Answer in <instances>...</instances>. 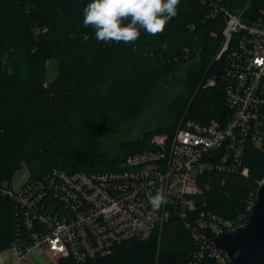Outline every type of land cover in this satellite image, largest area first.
Segmentation results:
<instances>
[{
    "label": "trees",
    "instance_id": "1",
    "mask_svg": "<svg viewBox=\"0 0 264 264\" xmlns=\"http://www.w3.org/2000/svg\"><path fill=\"white\" fill-rule=\"evenodd\" d=\"M248 1L254 10L264 6V0H180L161 35L141 30L135 43L124 44L98 42L95 29L83 25L91 0H0V252L27 235L21 209L2 186H10L21 165L32 180L54 169L116 170L126 156L150 149L154 135L171 137L181 119L219 117L222 92L202 87L219 71L213 57L223 23L211 13L215 6ZM46 59L59 62L72 97L57 98L45 86ZM136 121L137 135L118 139ZM245 161L247 177L203 174L208 210L223 218L245 211L264 173L262 157L251 147ZM193 249L188 231L173 217L148 240L123 243L107 257L58 264H186Z\"/></svg>",
    "mask_w": 264,
    "mask_h": 264
},
{
    "label": "built area",
    "instance_id": "2",
    "mask_svg": "<svg viewBox=\"0 0 264 264\" xmlns=\"http://www.w3.org/2000/svg\"><path fill=\"white\" fill-rule=\"evenodd\" d=\"M251 6L250 1L235 8L219 5L211 13L221 15L223 23L213 57L219 71L202 87L222 92L218 118L183 120L171 137L154 135L150 149L126 156L116 170L68 174L54 169L43 180L27 175L17 187L13 181L2 184L3 193L21 209L27 234L6 249L15 261L36 249L50 253L56 264L104 258L123 243L148 240L176 217L194 244L186 264H232L213 240L248 221L264 173L245 211L232 218L206 208L208 193L200 178L207 172L247 177V147L264 163V6ZM158 189L168 203L153 211L146 194ZM49 197L53 203L46 201Z\"/></svg>",
    "mask_w": 264,
    "mask_h": 264
},
{
    "label": "clouds",
    "instance_id": "3",
    "mask_svg": "<svg viewBox=\"0 0 264 264\" xmlns=\"http://www.w3.org/2000/svg\"><path fill=\"white\" fill-rule=\"evenodd\" d=\"M180 0H91L83 9V25L95 29L98 42L135 43L141 30L161 35L178 14ZM153 211L168 203L163 189L146 194ZM0 264L5 257L0 255Z\"/></svg>",
    "mask_w": 264,
    "mask_h": 264
},
{
    "label": "water",
    "instance_id": "4",
    "mask_svg": "<svg viewBox=\"0 0 264 264\" xmlns=\"http://www.w3.org/2000/svg\"><path fill=\"white\" fill-rule=\"evenodd\" d=\"M213 245L225 252L232 264H264V186L258 189L248 221L217 236Z\"/></svg>",
    "mask_w": 264,
    "mask_h": 264
},
{
    "label": "rangeland",
    "instance_id": "5",
    "mask_svg": "<svg viewBox=\"0 0 264 264\" xmlns=\"http://www.w3.org/2000/svg\"><path fill=\"white\" fill-rule=\"evenodd\" d=\"M45 61V86H47L48 89H52L55 93V97L57 98L72 97L73 94L65 90L64 79L60 71L59 62L55 59H46ZM152 110V108L147 110V113L151 112ZM181 122H183V119H181L180 123ZM139 123V121H136L125 126L122 133L118 136V139H125L137 135L134 134V131L138 127ZM27 175L28 172L25 166L21 165L13 174L12 184L14 185V187H17V185L22 182V180H24Z\"/></svg>",
    "mask_w": 264,
    "mask_h": 264
},
{
    "label": "crops",
    "instance_id": "6",
    "mask_svg": "<svg viewBox=\"0 0 264 264\" xmlns=\"http://www.w3.org/2000/svg\"><path fill=\"white\" fill-rule=\"evenodd\" d=\"M0 255L5 257V264H56L51 254L43 249L31 251L24 260L18 262L8 250L1 251Z\"/></svg>",
    "mask_w": 264,
    "mask_h": 264
}]
</instances>
